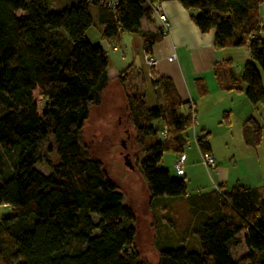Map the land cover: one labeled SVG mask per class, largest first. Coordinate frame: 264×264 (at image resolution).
Instances as JSON below:
<instances>
[{
    "label": "trees",
    "instance_id": "trees-1",
    "mask_svg": "<svg viewBox=\"0 0 264 264\" xmlns=\"http://www.w3.org/2000/svg\"><path fill=\"white\" fill-rule=\"evenodd\" d=\"M72 1L53 12L49 0H0V264H148L136 245L134 210L122 204L124 195L83 140L104 94L115 84L125 87L129 78L128 70L111 79L106 52L88 39L95 25L91 6L98 10L103 40L139 36L151 56L166 36L159 29L144 33L141 22H153L154 3L178 2L202 34L214 32L217 50L248 48L242 76L225 90L244 93L257 108L264 103V0H118L114 10ZM214 71L221 83L229 81L232 63ZM151 85L161 92L162 106L150 109L146 93L125 96L126 122L143 149L137 167L150 198H186L185 179L158 166L166 153L184 154L193 129L190 104L189 115L181 116L185 104L172 79L158 77ZM165 127L168 136L162 137ZM244 129L247 144L259 147L262 128L256 120ZM205 138L198 145L202 154L209 153ZM50 140L55 161L45 155ZM15 152L10 176L7 160ZM42 166L49 175L36 169ZM218 193V209H203L204 216L194 218L186 247L160 251L157 264H264V188ZM2 209L11 217L3 218ZM242 233L247 254L238 258L232 248L241 244Z\"/></svg>",
    "mask_w": 264,
    "mask_h": 264
},
{
    "label": "crops",
    "instance_id": "crops-1",
    "mask_svg": "<svg viewBox=\"0 0 264 264\" xmlns=\"http://www.w3.org/2000/svg\"><path fill=\"white\" fill-rule=\"evenodd\" d=\"M162 5L170 26L165 39L153 47L150 58L156 61L154 69H150L145 62L143 45L139 52H133L132 57H125L124 53L119 54L120 43L103 40L104 29L98 24L97 9L93 17L95 22L93 27L97 30L92 34L91 28L87 32V37L94 46H99L106 52L111 79L128 70L130 74L137 68L134 54L138 56L140 54L143 65L149 71L147 75L138 73L143 75L147 84L153 71L158 77L170 78L174 82L185 104L178 111L179 115L188 116V106L190 103L194 104L196 130L191 129L187 133L188 142L184 150L186 160L182 176L188 180L190 186L196 184L194 193H190L187 188L186 200L193 204V209L189 213L193 214L194 218H198L204 216L201 212L203 209H218L217 194L220 191H230L237 187L248 190L264 188V103L254 108L244 93L225 90L231 85L232 78L238 79L242 76L246 63L250 61V53L245 52L244 58L238 61L233 57L234 52H227L231 48L217 50L214 46V32L202 34L191 21L189 12L178 2L166 1L162 2ZM260 14L264 19V3L260 7ZM159 27L155 19L152 23L146 20L141 22V30L144 33L155 32ZM135 37L140 38L142 44L145 41L139 36ZM109 51L119 59L116 66H110ZM172 55L176 56L173 63L168 61ZM224 62L232 63L233 75L227 77L229 81L225 79L221 83L214 68ZM236 63L239 64L238 67ZM197 81H201L202 84H197ZM242 88L246 86L242 85ZM251 118H254L262 128L261 145L256 148L248 145L245 138L244 125ZM194 131L206 136L209 153L216 160L215 167L209 174H206L203 168L202 153L196 143ZM247 137L248 140L251 139V132H247ZM207 184L210 187H207ZM197 208L199 212L195 211ZM214 212H209L208 215L212 216ZM245 235V233L240 234L238 239L241 240V244L232 248L235 257L240 255L238 258H242L247 254ZM192 241L198 243L196 238Z\"/></svg>",
    "mask_w": 264,
    "mask_h": 264
},
{
    "label": "rangeland",
    "instance_id": "rangeland-1",
    "mask_svg": "<svg viewBox=\"0 0 264 264\" xmlns=\"http://www.w3.org/2000/svg\"><path fill=\"white\" fill-rule=\"evenodd\" d=\"M72 3V0H49L50 9L53 12H60L71 7ZM95 11L96 8L91 6L93 17ZM96 30L95 27H92V34ZM120 45L121 52L119 54L124 53L125 57H132L133 52H139L143 44L140 38L123 34ZM109 52L110 66H116L119 59L112 51ZM227 52H234L233 57L240 61L244 58L245 52L249 53V50L248 48H233ZM134 57L137 68L130 72L125 87L115 84L104 94L102 106L92 112L91 119L84 130L83 140L86 145H90L92 156L102 162L107 177L124 195L122 204L131 207L135 212L138 231L136 245L142 259L148 264H157L160 251L186 247L187 239L194 236L193 221L195 222V220L193 214L189 213L191 207L186 198H150L140 175L141 169L137 167L143 149L135 144V132L126 122L125 96L132 92L146 93L150 109L162 106L164 102L161 92L155 91L151 85L152 77L158 78V76L153 71L150 82L147 84L143 75L138 72L147 75L149 70L143 65L140 54L139 56L134 54ZM146 57L147 55L145 56L147 64ZM238 65L236 63L237 67ZM150 69H154V67ZM47 146L51 148V152L49 154L45 152V155H49L48 158L55 161L53 141L50 140ZM125 155L130 156L135 170L132 171L125 166ZM177 158L179 156L177 157L173 152L166 153L158 168L168 171L174 179H185L189 192L194 193L196 184L190 186L188 180L176 172L175 162ZM7 162L8 174L12 176L15 173L17 152L13 153ZM203 168L206 170L205 167ZM36 169L46 176L49 175L47 166ZM212 170H206V174L211 173ZM207 187L210 185L207 184ZM1 215L3 218L11 217V213L5 209L1 210ZM93 219L96 223L98 222L97 217L93 216ZM239 256L236 255V257Z\"/></svg>",
    "mask_w": 264,
    "mask_h": 264
},
{
    "label": "built area",
    "instance_id": "built-area-1",
    "mask_svg": "<svg viewBox=\"0 0 264 264\" xmlns=\"http://www.w3.org/2000/svg\"><path fill=\"white\" fill-rule=\"evenodd\" d=\"M90 4H97L99 3L100 6L107 7L109 9H116L119 6L118 0H87ZM152 12H153V17L156 21H158L160 27L159 30L161 31L162 35L167 36L169 33V21L167 18L166 13L164 12V8L162 5V2H156L152 5ZM176 60V56L172 55L168 58V61L173 63ZM147 64L150 68H153L156 66V61L151 59L150 56L146 57ZM157 77H152V80H156ZM190 111L192 114V121H193V129L196 130V111H195V106L193 103H190ZM195 132V138H196V143L199 145L200 142H203V134ZM162 137H167L168 136V129L165 127L163 131L161 132ZM185 160L186 157L185 155L179 156L175 162V169L178 173V175H184V165H185ZM202 164L206 168L207 171L212 170L215 167L216 160L215 158L210 154V153H205L202 154Z\"/></svg>",
    "mask_w": 264,
    "mask_h": 264
},
{
    "label": "water",
    "instance_id": "water-1",
    "mask_svg": "<svg viewBox=\"0 0 264 264\" xmlns=\"http://www.w3.org/2000/svg\"><path fill=\"white\" fill-rule=\"evenodd\" d=\"M125 148V147H124ZM125 166L128 167L130 170H135V166L133 165L130 156L129 155H125Z\"/></svg>",
    "mask_w": 264,
    "mask_h": 264
}]
</instances>
